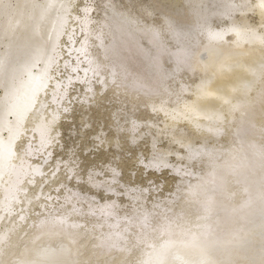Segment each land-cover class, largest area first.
Returning <instances> with one entry per match:
<instances>
[{"label": "bare ground", "instance_id": "bare-ground-1", "mask_svg": "<svg viewBox=\"0 0 264 264\" xmlns=\"http://www.w3.org/2000/svg\"><path fill=\"white\" fill-rule=\"evenodd\" d=\"M180 1L158 26L110 1L93 19L89 0H0V264H264V0ZM99 105L146 140L129 169L181 177L171 197L145 202L112 162L80 172L120 143L64 146Z\"/></svg>", "mask_w": 264, "mask_h": 264}, {"label": "rangeland", "instance_id": "rangeland-1", "mask_svg": "<svg viewBox=\"0 0 264 264\" xmlns=\"http://www.w3.org/2000/svg\"><path fill=\"white\" fill-rule=\"evenodd\" d=\"M109 1H110V3H112L113 5H115V8L116 9H119V10H127V12H130L133 15H138L139 18L141 17L142 19H140V20H142V21L144 20L145 23H154V24H157L158 26H161L162 25L161 23H159V22H161L162 13L168 15V13H170L174 7L181 5V1L180 0H89L88 4L89 5L92 4V6L94 7L93 10H92V12L90 13V16H92L93 19H97L98 17H103V16H101V12L102 11H106L105 3L109 5ZM146 10L147 11H151V13L150 14H147L145 12ZM161 10H162V13H161ZM144 12H145V14H144ZM181 16L184 17V18H186L185 14H182ZM248 17L250 18V19L248 18L250 21H252V22L253 21L254 22L256 21L255 16H253V14H251V15L249 14ZM222 24H223V22L222 23H218V24L216 23L215 25L216 26H220ZM169 65H170V63H166V68H169L168 67ZM186 77H188V79L184 78V81L186 83H192L193 80L194 81L197 80V76H194V77H192V76L191 77L190 76H186ZM169 85L171 86L172 90H175V88H173V87H175L176 84H173V83L169 82ZM186 96H189V94H186ZM105 105H108V104L106 103ZM134 106H133L134 109H131V106H129V103L127 105L125 103L122 108L127 109V110H124L123 109L124 111H121V112H125V113L129 114V116H131V114L134 113L133 116H136V118L138 117V119H141L143 117L142 120L144 119L145 120V121L143 120L144 122H146V120H147L146 117L147 118H151L152 121H155L156 122V124L161 125V121H160V118L158 116L155 117V116H153L150 113L149 114L148 113H145L144 112L145 111V108H140L139 109L138 106H140V105H134ZM100 107H101L100 105L97 106L91 112L88 111V110H84L82 113L84 115L85 114L88 115V116L86 115V118H85V116H83V114L81 115V113H79L78 111H76V113H75L76 118L77 117L82 118L81 116H83V119L85 118L84 119V122H88L89 121L90 124L83 126V123L84 122H82V124H80L81 123L80 121H79L80 123L79 122L77 123V121H76V123L72 127L70 126L71 127L70 129L73 132H75L74 138H73V134H71L70 132L66 133L67 131H64V127H63L62 135H63L64 141H65L64 146H66V147L68 146L69 147L70 146L69 143H71V146L70 147H72V146L75 147L76 146L74 148L75 152H77L78 154H81L83 152V148L84 147L87 148V147H90V145L93 146L91 144V142H96V140L94 139V137H92V133H94V130L95 129L105 130L104 137L111 135L113 137H116V139L119 138L117 141H119L120 143H118V147H116V148L115 147H112L110 149L106 148L105 151L104 150L99 151L95 155H90V153H93L94 152V150H93L92 147L90 148L91 149L90 151L89 150L87 151L88 153L84 151L83 152V155H82V159H81L82 162H80V166H81L80 172L82 174H84V172H85V174H86L87 173L86 172L87 170H92V169H95V168L96 169H100V168L102 169L103 168V170H105L107 167H109V165L111 166V162H112V163H114L113 165L116 168H120V169L123 168V169L120 170L118 179L121 180L123 183L125 182L126 184L124 183V185L127 188L129 186H131V187L134 186L135 188L138 187L139 189H141L143 186L144 187L146 186V188L149 189V193L147 192V194L143 191V193L146 195V201L145 202H147L148 199H151L152 201H159V199H154V197L151 196V194H153V189H155V188H158V191L155 192V194H160L161 196H165V197H171V194L174 191L176 192V188L179 186V184L177 183V179L178 178H181V177L180 176H177V175H173V173H171L169 171L167 172L166 170L164 172L160 171L159 173H157V172H152L153 170L150 171V170H146V169H143V172L142 173L143 174H146L147 173V174L143 176V174L141 175V172L139 170H140L141 167L142 168H145V167L144 166H141V167L138 166L139 167L138 168L132 162H131L132 164L130 165L131 169H129V164H130V161H131L130 159L132 158L131 156H133V154H135L138 151V147L136 145L139 144V142H144L146 140L145 139H140L137 143L131 144V142H129V140H127L126 138L124 139L123 138V134L126 133L125 131H122V130L119 131V132H115L114 131V127L113 126H116L118 124V120L117 119L116 120L114 119L115 116H113V114H110V112H109L110 110H108V111L101 110ZM97 108H98V110H97ZM73 111H74V109H73ZM126 111H128V112H126ZM116 113H120V111H116ZM116 113H115V115H116ZM127 114H121V115H119L118 116L119 122L124 121V118H125V116H127ZM123 116H124V118H123ZM129 116H127V117H129ZM139 116H140V118H139ZM150 116H152V117H150ZM89 118H90V120H89ZM127 119H129V118H127ZM125 122L126 123H123L122 124V127H124L125 125H127V121H125ZM109 123H113V124L110 125ZM146 127H147V125H146V123H144L141 126L140 129H145ZM154 129L156 130V128H154ZM79 132H80V134H79ZM83 133H84L85 136H83ZM113 133H115L116 135L113 134ZM81 134H82V136H81ZM67 136L70 137V138L68 139ZM78 136H79V138H78ZM75 137H76V139H75ZM145 137L148 138L149 136L146 135ZM85 138H86V140H85ZM77 142H79V144ZM164 143L165 142H163V141L160 142V143H158V147L166 146V143L165 144ZM82 146H83V148H81ZM91 151H93V152H91ZM178 151H181L182 152L181 148ZM123 153H124V155H123ZM142 153H143V155L139 153L140 155H138L137 158L139 159V157H141L143 159V161L149 160V158H150V156L152 154L151 148H148L147 145H145V147L142 148ZM109 155H110V158H109ZM88 156H89V159L91 157L90 160H87ZM111 156H113V157H111ZM125 156L128 157L129 159L126 158ZM117 157H119L120 159L117 158ZM122 158L126 162L125 161L123 162ZM172 159H173V157H170V160L171 161H172ZM94 160H96V161H94ZM127 162H129V164ZM115 163H116V165H115ZM93 164H95V165L93 166ZM194 168H193L194 171L200 172V168L199 167H194ZM126 169H129V170H126ZM131 171L133 172V174H132ZM131 176H132V178H131ZM135 176H137V177H135ZM139 177H140V179H139ZM144 177H146V178H144ZM190 179H193V178H190ZM143 180H144V182H143ZM151 185L154 186V187H152ZM157 186H159V187H157ZM80 187H81V189H80ZM84 188H85V190H83ZM79 189H80V191L82 193L83 192L84 193H87L88 192L90 194L95 193L94 195H96L102 201H105L106 200V197H107V199H110V197L109 196H106V194L103 193L102 190L101 191L100 190H98V191L97 190H93V189H90L89 187L84 186V185L79 186ZM122 197L123 196L120 195L118 197V200H119L120 203H124L125 204V201H127V200L124 198V201H123L122 200L123 199Z\"/></svg>", "mask_w": 264, "mask_h": 264}]
</instances>
